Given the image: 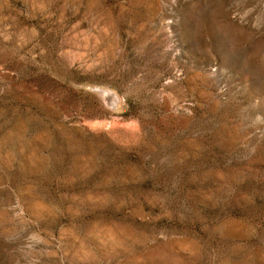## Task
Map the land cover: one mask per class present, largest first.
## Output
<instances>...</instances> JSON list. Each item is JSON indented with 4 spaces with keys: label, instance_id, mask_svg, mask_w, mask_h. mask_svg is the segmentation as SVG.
<instances>
[{
    "label": "rangeland",
    "instance_id": "374dc122",
    "mask_svg": "<svg viewBox=\"0 0 264 264\" xmlns=\"http://www.w3.org/2000/svg\"><path fill=\"white\" fill-rule=\"evenodd\" d=\"M0 264H264V0H0Z\"/></svg>",
    "mask_w": 264,
    "mask_h": 264
},
{
    "label": "bare ground",
    "instance_id": "6f19581e",
    "mask_svg": "<svg viewBox=\"0 0 264 264\" xmlns=\"http://www.w3.org/2000/svg\"><path fill=\"white\" fill-rule=\"evenodd\" d=\"M107 96V95H106ZM114 96V95H113ZM115 97V96H114ZM113 98V97H112ZM107 99V98H106ZM110 99V98H109ZM108 100V99H107ZM113 102V101H112ZM110 103H111V100H110Z\"/></svg>",
    "mask_w": 264,
    "mask_h": 264
}]
</instances>
